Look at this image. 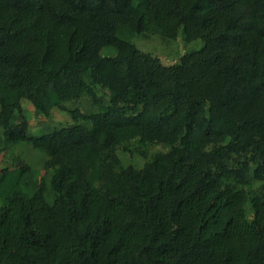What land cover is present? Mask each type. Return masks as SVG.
<instances>
[{"label": "trees", "instance_id": "trees-1", "mask_svg": "<svg viewBox=\"0 0 264 264\" xmlns=\"http://www.w3.org/2000/svg\"><path fill=\"white\" fill-rule=\"evenodd\" d=\"M178 32L203 44L169 64L131 40ZM83 96L100 109L66 107ZM23 99L73 122L30 135ZM132 140L167 149L123 166ZM18 143L52 200L0 170V264H264V0H0V152Z\"/></svg>", "mask_w": 264, "mask_h": 264}, {"label": "rangeland", "instance_id": "rangeland-1", "mask_svg": "<svg viewBox=\"0 0 264 264\" xmlns=\"http://www.w3.org/2000/svg\"><path fill=\"white\" fill-rule=\"evenodd\" d=\"M131 40L138 48L158 56L164 64L177 61L182 53L199 49L203 44L201 39L184 43L181 32H178L177 37L174 39H163L158 34L150 36L137 34ZM100 53L110 56L116 53V49L112 46H104L101 48ZM97 95L101 103H105L108 99V91L105 89H98ZM21 104L28 117V133L30 135L49 132L62 124L69 125L73 122L65 110L53 108L51 115L45 116L37 112L30 101L23 99ZM65 105L66 107H78L83 112H94L100 109V105L92 103L88 96H83L78 101L65 102ZM166 149L167 146L165 145H146L137 140H132L116 147L115 152L123 166L133 164L136 167H141L144 165L147 157L156 151H164ZM44 159V153L31 148L26 143L10 144L7 149L0 152V170L3 167H7L9 171H15L20 165H27L28 173L25 179L27 184L33 185L43 178L47 187V197L49 200H52V191L49 184L50 172L43 166ZM263 187L264 180L251 179V189L258 191ZM245 211L247 216L251 218L253 211L249 203L246 204Z\"/></svg>", "mask_w": 264, "mask_h": 264}]
</instances>
